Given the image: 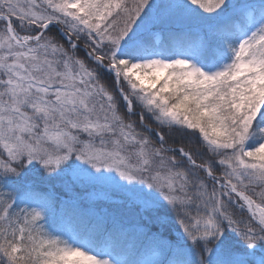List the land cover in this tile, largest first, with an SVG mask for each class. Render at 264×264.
I'll use <instances>...</instances> for the list:
<instances>
[{"label": "snow or ice", "instance_id": "snow-or-ice-1", "mask_svg": "<svg viewBox=\"0 0 264 264\" xmlns=\"http://www.w3.org/2000/svg\"><path fill=\"white\" fill-rule=\"evenodd\" d=\"M0 264H264V0H0Z\"/></svg>", "mask_w": 264, "mask_h": 264}]
</instances>
